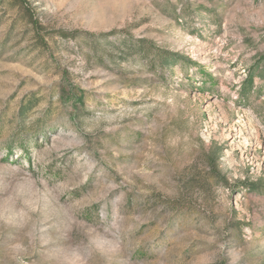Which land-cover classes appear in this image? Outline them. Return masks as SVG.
Segmentation results:
<instances>
[{
	"label": "rangeland",
	"instance_id": "obj_1",
	"mask_svg": "<svg viewBox=\"0 0 264 264\" xmlns=\"http://www.w3.org/2000/svg\"><path fill=\"white\" fill-rule=\"evenodd\" d=\"M0 264H264V0H0Z\"/></svg>",
	"mask_w": 264,
	"mask_h": 264
},
{
	"label": "trees",
	"instance_id": "obj_2",
	"mask_svg": "<svg viewBox=\"0 0 264 264\" xmlns=\"http://www.w3.org/2000/svg\"><path fill=\"white\" fill-rule=\"evenodd\" d=\"M28 10H29V7H27V11ZM32 21H33V19H32ZM37 34H38V36H40V31H38ZM81 34H83L85 36L83 38H85L84 40H85L86 43L93 42L92 43V48H94V50H95V48L97 49L98 44L92 40V38L96 37V35H93V34H90V33L80 32V31H73V32H70V33L69 32L68 33H63L62 38L63 39H67V40H69L70 38L77 40L79 36L82 38ZM112 34H115V32H111L110 34H102V35H99V36L103 37V38H106V37H108L109 35H112ZM142 44H143V41H140L139 45H142ZM129 48L132 50V48H135V46L134 47L131 46ZM121 54H125L126 55V47L123 48V52ZM217 153H221V150L218 149ZM213 156H214V152H211V153L209 152L207 155H205L206 159H208V160L210 159L209 163H207V167L209 168V172L208 173L212 176V178H217L218 179L220 177L219 166L217 165L216 159ZM212 157H213V159H212Z\"/></svg>",
	"mask_w": 264,
	"mask_h": 264
}]
</instances>
